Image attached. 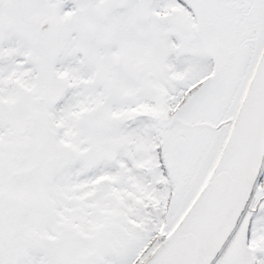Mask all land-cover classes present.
Segmentation results:
<instances>
[{
	"label": "snow or ice",
	"instance_id": "6c2138e0",
	"mask_svg": "<svg viewBox=\"0 0 264 264\" xmlns=\"http://www.w3.org/2000/svg\"><path fill=\"white\" fill-rule=\"evenodd\" d=\"M0 264H264V0H0Z\"/></svg>",
	"mask_w": 264,
	"mask_h": 264
}]
</instances>
